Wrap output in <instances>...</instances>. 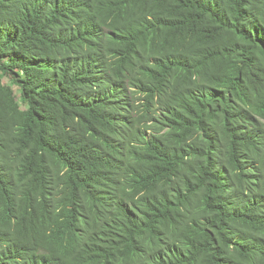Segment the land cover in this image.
<instances>
[{"label": "trees", "instance_id": "trees-1", "mask_svg": "<svg viewBox=\"0 0 264 264\" xmlns=\"http://www.w3.org/2000/svg\"><path fill=\"white\" fill-rule=\"evenodd\" d=\"M0 264H264V0H0Z\"/></svg>", "mask_w": 264, "mask_h": 264}, {"label": "rangeland", "instance_id": "rangeland-1", "mask_svg": "<svg viewBox=\"0 0 264 264\" xmlns=\"http://www.w3.org/2000/svg\"><path fill=\"white\" fill-rule=\"evenodd\" d=\"M9 81L8 80H5V83H8ZM15 90H16V88H15ZM17 91V90H16Z\"/></svg>", "mask_w": 264, "mask_h": 264}]
</instances>
